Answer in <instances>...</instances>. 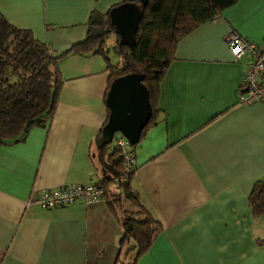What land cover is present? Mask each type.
Wrapping results in <instances>:
<instances>
[{
  "label": "crops",
  "instance_id": "1",
  "mask_svg": "<svg viewBox=\"0 0 264 264\" xmlns=\"http://www.w3.org/2000/svg\"><path fill=\"white\" fill-rule=\"evenodd\" d=\"M124 1L0 0V14L58 56L86 38L92 13ZM232 31L262 42L264 0H238L196 27L160 83L158 120L134 149L131 185L162 231L135 264H264V216L255 218L248 203L264 181V103L238 104L249 62L229 53ZM107 65L99 55L62 60L52 119L0 145V264L121 259L120 228L104 199L37 203L45 190L102 179L94 141L107 118Z\"/></svg>",
  "mask_w": 264,
  "mask_h": 264
},
{
  "label": "trees",
  "instance_id": "2",
  "mask_svg": "<svg viewBox=\"0 0 264 264\" xmlns=\"http://www.w3.org/2000/svg\"><path fill=\"white\" fill-rule=\"evenodd\" d=\"M237 1L148 0L146 6L140 7L142 18L132 46L124 45L116 34L110 23V10L104 14L92 13L86 38L58 56L47 44L36 40L32 32L10 25L0 14V145L22 141L33 127H43L52 119L63 86L59 64L73 55H99L106 60L109 77L104 102L114 79L132 73L143 75L151 116L141 132L139 144L157 123L159 86L174 60L178 43ZM125 2L139 4L137 0ZM110 41L113 43L108 47ZM110 53L115 56V62ZM106 122L107 118L103 126ZM102 128L94 141L97 152L94 165L103 172L99 181L103 198L120 228V254L125 249L127 256L132 250L135 254L127 264H135L148 251L162 227L132 188L133 172L124 182L118 181L124 174L123 158L112 142L102 144ZM138 144L131 146L133 151ZM248 203L255 218L264 216V181L254 185ZM115 264L126 263L118 256Z\"/></svg>",
  "mask_w": 264,
  "mask_h": 264
},
{
  "label": "water",
  "instance_id": "3",
  "mask_svg": "<svg viewBox=\"0 0 264 264\" xmlns=\"http://www.w3.org/2000/svg\"><path fill=\"white\" fill-rule=\"evenodd\" d=\"M125 2L109 12L111 25L124 45L132 46L139 22L142 18L141 8L148 0ZM143 75L132 73L114 79L108 88L105 105L108 110L107 122L101 130L103 145L112 142L116 133L121 134L130 144L135 146L151 116V105Z\"/></svg>",
  "mask_w": 264,
  "mask_h": 264
},
{
  "label": "built area",
  "instance_id": "4",
  "mask_svg": "<svg viewBox=\"0 0 264 264\" xmlns=\"http://www.w3.org/2000/svg\"><path fill=\"white\" fill-rule=\"evenodd\" d=\"M224 41L235 60L245 58L249 62L237 91L238 104L264 103V40L260 43L253 42L232 31ZM112 143L120 150L123 158L124 174L118 181L124 182L126 176L134 171V151L129 142L119 133L113 137ZM102 199L104 198L101 184L92 182L45 190L40 193L37 203L43 208L55 209L77 203L89 205Z\"/></svg>",
  "mask_w": 264,
  "mask_h": 264
},
{
  "label": "rangeland",
  "instance_id": "5",
  "mask_svg": "<svg viewBox=\"0 0 264 264\" xmlns=\"http://www.w3.org/2000/svg\"><path fill=\"white\" fill-rule=\"evenodd\" d=\"M108 45V47L110 46V44L108 43L107 44ZM111 56L113 57V58H115V56L113 55V53H111ZM110 56V57H111ZM118 135V133H116L114 136L116 137ZM112 146H113V144H111ZM97 153V152H96ZM125 253H126V250L124 249V251L122 252V254H121V259H122V261H124V263H129V262H131V260H132V257H133V255L135 254L132 250L131 251H129L128 253H127V256H125Z\"/></svg>",
  "mask_w": 264,
  "mask_h": 264
}]
</instances>
